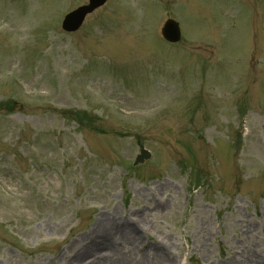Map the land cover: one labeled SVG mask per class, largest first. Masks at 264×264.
I'll use <instances>...</instances> for the list:
<instances>
[{"label": "rangeland", "instance_id": "1", "mask_svg": "<svg viewBox=\"0 0 264 264\" xmlns=\"http://www.w3.org/2000/svg\"><path fill=\"white\" fill-rule=\"evenodd\" d=\"M88 2L0 0V264H264V0Z\"/></svg>", "mask_w": 264, "mask_h": 264}, {"label": "bare ground", "instance_id": "2", "mask_svg": "<svg viewBox=\"0 0 264 264\" xmlns=\"http://www.w3.org/2000/svg\"><path fill=\"white\" fill-rule=\"evenodd\" d=\"M142 220V218L138 219V222H140ZM117 225V227L114 225ZM122 226L123 231L121 234H123V237L125 238V240L132 244L135 245L138 243V239L141 237L140 236V230H139V225L137 224L136 221L132 220V219H125V220H117L115 221L114 218L112 216L109 215H102L99 219H98V224L95 225L96 230H102L103 234L102 237L105 235V238L108 240V237L111 236L112 234H116L118 231V227ZM95 230V231H96ZM105 232H107L108 234H106ZM94 233V232H93ZM109 245L106 246H111L112 244L110 243V241L106 242ZM111 244V245H110ZM164 246V245H163ZM162 245L160 246L159 244H154L153 248H150V250H154L153 253H156L157 256L161 257L162 253H163V249L161 248ZM116 251L118 250V248H116L115 246L113 247ZM87 252V255L90 254L89 250H86L85 253ZM84 256V254H83ZM117 261L114 264H121L122 262V258L121 256L118 254L117 255ZM120 260V261H119ZM91 263V262H90ZM77 264H89L88 262H85V260L81 263H77ZM141 264H146L145 262H141Z\"/></svg>", "mask_w": 264, "mask_h": 264}, {"label": "water", "instance_id": "3", "mask_svg": "<svg viewBox=\"0 0 264 264\" xmlns=\"http://www.w3.org/2000/svg\"><path fill=\"white\" fill-rule=\"evenodd\" d=\"M106 0H89L88 4L82 5L74 11L68 13L62 23V27L65 30H76L84 20L86 14L92 12L95 8L102 5ZM163 36L170 41H178L180 39V29L178 23L174 19H167L163 28ZM149 156V152L142 148L141 152L137 156L138 161H143L144 158Z\"/></svg>", "mask_w": 264, "mask_h": 264}]
</instances>
